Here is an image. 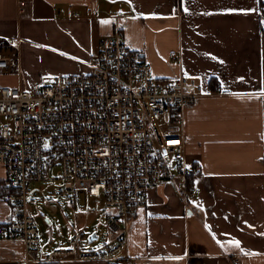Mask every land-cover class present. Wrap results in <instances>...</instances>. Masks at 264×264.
<instances>
[{"label": "crops", "instance_id": "0c3cea01", "mask_svg": "<svg viewBox=\"0 0 264 264\" xmlns=\"http://www.w3.org/2000/svg\"><path fill=\"white\" fill-rule=\"evenodd\" d=\"M260 9V0H0V41L18 40L17 88L36 94L56 76L91 72L99 42L119 28L154 77L183 74L211 92L183 110L187 185L196 195L184 200L174 181L147 193L123 225L133 264H264ZM13 212L0 201V225ZM108 226L111 241L100 248L120 234ZM24 252L22 241L0 238V264H24Z\"/></svg>", "mask_w": 264, "mask_h": 264}, {"label": "built area", "instance_id": "2783aa9c", "mask_svg": "<svg viewBox=\"0 0 264 264\" xmlns=\"http://www.w3.org/2000/svg\"><path fill=\"white\" fill-rule=\"evenodd\" d=\"M19 8L27 12L24 1ZM259 19L264 27V9ZM17 48L16 38L0 41V76L16 73ZM210 94L183 74L155 78L143 50L128 47L119 28L99 42L89 73L56 76L36 94L0 86V201L14 211L0 225V238L22 241L24 264H133L123 225L147 193L174 181L184 200L196 195L187 185L183 110ZM50 180L61 183L77 211L100 209L106 224L120 231L117 241L84 250L82 234L73 231L66 247L45 249L40 257L31 186Z\"/></svg>", "mask_w": 264, "mask_h": 264}, {"label": "rangeland", "instance_id": "374dc122", "mask_svg": "<svg viewBox=\"0 0 264 264\" xmlns=\"http://www.w3.org/2000/svg\"><path fill=\"white\" fill-rule=\"evenodd\" d=\"M13 74L1 75L0 86L17 87L18 78ZM31 189L33 197L30 209L42 240L39 251L48 247H52L51 249L64 247L63 241L69 243V235L73 231L82 234L81 247L84 250L97 249L104 243H110V230L103 212L89 206L84 207L82 212L77 211L61 194L62 185L58 180L33 183ZM94 232L97 239L89 242L88 237ZM230 262L237 263L238 259L236 262L231 260Z\"/></svg>", "mask_w": 264, "mask_h": 264}, {"label": "water", "instance_id": "95a60500", "mask_svg": "<svg viewBox=\"0 0 264 264\" xmlns=\"http://www.w3.org/2000/svg\"><path fill=\"white\" fill-rule=\"evenodd\" d=\"M97 239V235L95 233H92L89 237H88V241L91 242L92 240Z\"/></svg>", "mask_w": 264, "mask_h": 264}, {"label": "trees", "instance_id": "16d2710c", "mask_svg": "<svg viewBox=\"0 0 264 264\" xmlns=\"http://www.w3.org/2000/svg\"><path fill=\"white\" fill-rule=\"evenodd\" d=\"M260 10L264 9V0H260ZM190 187V186H188Z\"/></svg>", "mask_w": 264, "mask_h": 264}, {"label": "snow or ice", "instance_id": "6c2138e0", "mask_svg": "<svg viewBox=\"0 0 264 264\" xmlns=\"http://www.w3.org/2000/svg\"><path fill=\"white\" fill-rule=\"evenodd\" d=\"M187 11V9H185Z\"/></svg>", "mask_w": 264, "mask_h": 264}]
</instances>
